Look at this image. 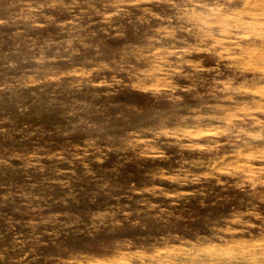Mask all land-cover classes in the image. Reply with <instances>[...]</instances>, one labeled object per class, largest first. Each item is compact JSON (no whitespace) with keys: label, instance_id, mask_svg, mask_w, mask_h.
I'll return each instance as SVG.
<instances>
[{"label":"rangeland","instance_id":"1","mask_svg":"<svg viewBox=\"0 0 264 264\" xmlns=\"http://www.w3.org/2000/svg\"><path fill=\"white\" fill-rule=\"evenodd\" d=\"M0 264H264V0H0Z\"/></svg>","mask_w":264,"mask_h":264}]
</instances>
